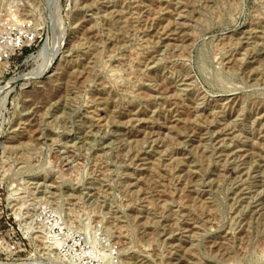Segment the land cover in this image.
Instances as JSON below:
<instances>
[{
  "label": "rangeland",
  "instance_id": "374dc122",
  "mask_svg": "<svg viewBox=\"0 0 264 264\" xmlns=\"http://www.w3.org/2000/svg\"><path fill=\"white\" fill-rule=\"evenodd\" d=\"M16 19L44 43L0 62V264H264V0Z\"/></svg>",
  "mask_w": 264,
  "mask_h": 264
},
{
  "label": "built area",
  "instance_id": "2783aa9c",
  "mask_svg": "<svg viewBox=\"0 0 264 264\" xmlns=\"http://www.w3.org/2000/svg\"><path fill=\"white\" fill-rule=\"evenodd\" d=\"M42 29L37 24L25 20H10L0 23V62L14 56L25 57L37 53L43 45Z\"/></svg>",
  "mask_w": 264,
  "mask_h": 264
},
{
  "label": "bare ground",
  "instance_id": "6f19581e",
  "mask_svg": "<svg viewBox=\"0 0 264 264\" xmlns=\"http://www.w3.org/2000/svg\"><path fill=\"white\" fill-rule=\"evenodd\" d=\"M53 3V2H52ZM57 10V9H56ZM56 14V13H55ZM54 16V15H53ZM53 18V17H52ZM59 20V19H58ZM55 23H57V20L55 21ZM57 26H58V24H57ZM56 26V27H57ZM59 38V37H58ZM47 43V42H46ZM50 43H51V41H50ZM47 45V44H46ZM54 47H55V44H54ZM53 47V48H54ZM55 49V48H54ZM53 49V51H56V50H54ZM45 50L47 51V46L45 47ZM42 52H44V51H42ZM52 52V51H51ZM46 53V52H45ZM45 53H43L42 55H44ZM53 57V56H52ZM54 58V57H53ZM43 60H44V58H43ZM50 65H51V60L50 61H48L45 65H43V66H41V68H39L38 70H36L33 74L31 73V74H28V75H25L23 78L25 79V78H33V80L34 79H41V77L42 76H44L47 72H49V67H50ZM21 77V76H20ZM13 81H15L14 79H12ZM22 81V80H21ZM24 81V80H23ZM22 81V82H23ZM28 81V80H27ZM12 82V81H11ZM1 83V82H0ZM4 83V82H3ZM14 83H12V85H13ZM0 85H2V84H0ZM7 85V84H6ZM55 249V248H54ZM4 264V263H3ZM9 264V263H8ZM22 264V263H21ZM24 264V263H23Z\"/></svg>",
  "mask_w": 264,
  "mask_h": 264
}]
</instances>
